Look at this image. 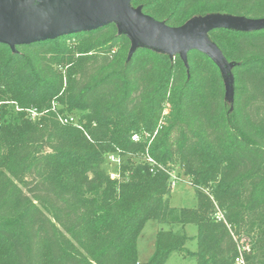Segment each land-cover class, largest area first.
<instances>
[{
  "label": "trees",
  "instance_id": "obj_1",
  "mask_svg": "<svg viewBox=\"0 0 264 264\" xmlns=\"http://www.w3.org/2000/svg\"><path fill=\"white\" fill-rule=\"evenodd\" d=\"M131 4L174 27L264 20V0ZM208 35L231 63L232 101L207 54L133 48L118 23L15 51L0 42V264H165L173 253L237 264L240 242L245 264H264V27ZM74 112L80 126L61 120ZM111 152L122 156L115 178ZM175 172L195 207L170 204ZM149 219L168 228L141 262Z\"/></svg>",
  "mask_w": 264,
  "mask_h": 264
},
{
  "label": "water",
  "instance_id": "obj_2",
  "mask_svg": "<svg viewBox=\"0 0 264 264\" xmlns=\"http://www.w3.org/2000/svg\"><path fill=\"white\" fill-rule=\"evenodd\" d=\"M51 0H27L18 5L14 0L0 2V42L14 51L18 45L54 39L70 33L97 30L110 23H118L126 32L133 48L148 45L174 56L180 52L186 60L192 49L207 54L224 73L222 52L209 44L206 36L221 27L243 29L264 27V20L244 17L210 15L174 27L134 7L132 0H74L68 3L44 6Z\"/></svg>",
  "mask_w": 264,
  "mask_h": 264
},
{
  "label": "rangeland",
  "instance_id": "obj_3",
  "mask_svg": "<svg viewBox=\"0 0 264 264\" xmlns=\"http://www.w3.org/2000/svg\"><path fill=\"white\" fill-rule=\"evenodd\" d=\"M2 0H0L1 2ZM19 6L25 3L27 0H14ZM74 0H51L45 3L44 6H54L59 4L68 3ZM240 27L243 24H237ZM206 40L209 44H215L207 35ZM180 54V52H177ZM222 60L225 65L224 69V76L226 82V95L229 101H232L233 97V84L230 79L229 69L231 67V63L225 58L222 53ZM168 112V109L165 110ZM67 117H74L76 122H78L79 116L77 112L67 114ZM174 175L179 179L175 181L173 186L172 193L170 195V204L175 207H195L197 205V199L195 195L194 187L190 184L188 178L178 172H175ZM164 228L167 229V225H161L155 219H149L143 228L141 235L138 238L137 246H138V259L141 262L147 261L152 254L154 253L155 249V240L156 234L159 229ZM176 230L180 229V226L175 227ZM186 232L191 237L187 246L190 250L195 251L197 250V226L195 224H189L186 226ZM240 245L243 246L242 242ZM165 264H196L195 259L190 256L182 255L180 253H173Z\"/></svg>",
  "mask_w": 264,
  "mask_h": 264
},
{
  "label": "built area",
  "instance_id": "obj_4",
  "mask_svg": "<svg viewBox=\"0 0 264 264\" xmlns=\"http://www.w3.org/2000/svg\"><path fill=\"white\" fill-rule=\"evenodd\" d=\"M33 116L36 115V112L34 111L33 113ZM64 123H68V122H73L75 125L77 126H80L79 122H76V120L74 119V117H65L63 119H61ZM132 139L135 140V141H138L140 139V135L138 134H135L132 136ZM108 164L110 165V174H111V177L115 178V177H119L120 174L118 172V169H119V166L121 165L122 163V156L119 152H111L108 154ZM146 160L149 162V163H155L154 159L149 155L147 154V158ZM173 186L175 184V181L178 180L179 178L176 177L173 173ZM248 249V246L247 245H239V255L236 257V263L237 264H245V261H244V257H243V252L245 250Z\"/></svg>",
  "mask_w": 264,
  "mask_h": 264
}]
</instances>
